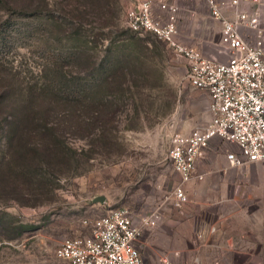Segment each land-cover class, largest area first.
<instances>
[{"label": "rangeland", "instance_id": "obj_1", "mask_svg": "<svg viewBox=\"0 0 264 264\" xmlns=\"http://www.w3.org/2000/svg\"><path fill=\"white\" fill-rule=\"evenodd\" d=\"M28 1L29 15L11 14ZM140 1L0 3V264H67L55 256L60 243L121 207L163 214L141 240L147 264H264L262 164L245 184L195 179L176 203L171 139L207 124L209 100L164 42L128 29ZM169 2L182 43L230 59L206 0ZM226 149L218 140L199 172L224 166Z\"/></svg>", "mask_w": 264, "mask_h": 264}, {"label": "built area", "instance_id": "obj_2", "mask_svg": "<svg viewBox=\"0 0 264 264\" xmlns=\"http://www.w3.org/2000/svg\"><path fill=\"white\" fill-rule=\"evenodd\" d=\"M211 16L220 23L221 53L231 52L227 62L205 57L179 39L178 7L169 0H143L131 8L126 24L136 34L149 33L164 42L187 63L190 84L209 96V122L189 133L176 132L169 159L180 176L175 188L178 205L187 202L185 186L203 179L197 163L213 139L231 145L226 150L232 166L259 163L264 166V42L261 0H206ZM159 12L166 15H158ZM257 31L255 43L244 40L243 30ZM163 218L157 210L136 218L125 207L112 209L94 220H85L88 233L63 240L55 251L67 264H147L141 252L142 237ZM159 264H175L161 258Z\"/></svg>", "mask_w": 264, "mask_h": 264}, {"label": "crops", "instance_id": "obj_3", "mask_svg": "<svg viewBox=\"0 0 264 264\" xmlns=\"http://www.w3.org/2000/svg\"><path fill=\"white\" fill-rule=\"evenodd\" d=\"M260 7H261V10H262L261 31H262V39H263V42H264V0H261ZM178 10H179V7H178ZM190 11H192V10H190ZM243 37H244L245 41H247L250 44H253V43H255V41L257 39V31L250 30V29H244L243 30ZM199 41H203V40H199ZM197 42H195V44H199ZM182 62H185V61L182 60ZM207 96H208V94H207ZM208 100H209V96H208ZM209 101H208V103H209ZM209 119H210V114H209ZM209 119H208V122H209ZM205 125L206 124H202L199 127H202V126H205ZM181 133L187 134V133H189V129L185 130V131H181ZM217 141H218V139H213L211 141V143L209 145V148L205 152L206 155L209 153V151L213 147V145H215L217 143ZM226 150H228V149H226ZM224 152H225V157H226V151H224ZM225 157H224V159H225ZM202 158L197 163V171L198 172H199V164H200ZM225 162H226V164L224 166H222V167L206 168L205 170L202 169V171H200L199 173L205 175V180L209 181L210 183L216 182V180L218 179V176L221 175L222 177H224L226 179H230L234 183L245 184V183H247L249 181L251 172H258V169L259 168L261 169L260 165H258L256 163H247V164H244L242 166H232L227 160H225ZM251 164L255 165V166H253L251 168L249 166ZM261 171H262V173H264L263 170H261ZM210 232H212V231L210 230ZM196 234H197L198 237H200V240H201L202 237H205V238L209 237V230L208 229H199V230H196ZM261 251H262V248H258V250L255 251V252L261 253Z\"/></svg>", "mask_w": 264, "mask_h": 264}, {"label": "trees", "instance_id": "obj_4", "mask_svg": "<svg viewBox=\"0 0 264 264\" xmlns=\"http://www.w3.org/2000/svg\"><path fill=\"white\" fill-rule=\"evenodd\" d=\"M8 2H9V0H8ZM29 3H27L26 2V4L24 3V4H20L21 5V8L22 7H24V9L23 10H18V11H14V12H12L11 14H13V13H18V15H29V11H28V9H29V7L31 6V5H33V1H28ZM0 3H3V4H5L6 3V0H0ZM67 7H70V3H68L67 4ZM26 9H27V11H26ZM14 10H17V9H14ZM39 11H36L35 10V12H32V14L31 15H33V16H37V15H39Z\"/></svg>", "mask_w": 264, "mask_h": 264}, {"label": "water", "instance_id": "obj_5", "mask_svg": "<svg viewBox=\"0 0 264 264\" xmlns=\"http://www.w3.org/2000/svg\"><path fill=\"white\" fill-rule=\"evenodd\" d=\"M104 201H105L104 197H98V198L95 199V202L103 203Z\"/></svg>", "mask_w": 264, "mask_h": 264}]
</instances>
